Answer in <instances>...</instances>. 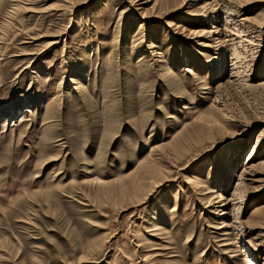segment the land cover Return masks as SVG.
I'll return each instance as SVG.
<instances>
[{"label":"rangeland","instance_id":"obj_1","mask_svg":"<svg viewBox=\"0 0 264 264\" xmlns=\"http://www.w3.org/2000/svg\"><path fill=\"white\" fill-rule=\"evenodd\" d=\"M135 2L0 0V264H264V0Z\"/></svg>","mask_w":264,"mask_h":264},{"label":"bare ground","instance_id":"obj_2","mask_svg":"<svg viewBox=\"0 0 264 264\" xmlns=\"http://www.w3.org/2000/svg\"><path fill=\"white\" fill-rule=\"evenodd\" d=\"M140 1H142V0H136V2H140ZM135 2V3H136ZM191 34H193V35H198L199 33L197 32V31H193ZM198 37V36H197ZM55 44H57L56 42H52L50 45H49V47H51V46H53V45H55ZM252 264H254V263H252Z\"/></svg>","mask_w":264,"mask_h":264}]
</instances>
